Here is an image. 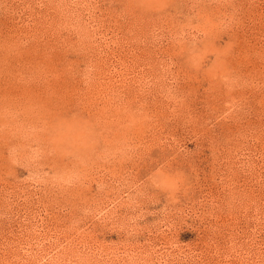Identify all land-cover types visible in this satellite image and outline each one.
I'll use <instances>...</instances> for the list:
<instances>
[{
	"label": "rangeland",
	"instance_id": "rangeland-1",
	"mask_svg": "<svg viewBox=\"0 0 264 264\" xmlns=\"http://www.w3.org/2000/svg\"><path fill=\"white\" fill-rule=\"evenodd\" d=\"M0 30V264H264V0H0Z\"/></svg>",
	"mask_w": 264,
	"mask_h": 264
},
{
	"label": "bare ground",
	"instance_id": "bare-ground-1",
	"mask_svg": "<svg viewBox=\"0 0 264 264\" xmlns=\"http://www.w3.org/2000/svg\"><path fill=\"white\" fill-rule=\"evenodd\" d=\"M0 32H1V30H0ZM7 34H8V33H7ZM1 35H2V33H1ZM4 37H5V36H4ZM6 38H7V37H6ZM4 39H5V38H4ZM4 39H3V40H4ZM10 39H11V38H10ZM6 42H7V40L4 42V48H5V46H7L8 43H10L9 41H8V43H6ZM2 44H3V43H2ZM10 45H11V44H10ZM7 47H8V46H7ZM8 48H9V47H8ZM14 48H15V47H14ZM31 51H32V50H31ZM11 52H12V51H11ZM21 61H22V59H21ZM19 62H20V61H19ZM25 62H26V61H24V63H25ZM1 64H4V63H3V60L0 58V66H1ZM17 64H18V63H17ZM19 65H20V64H19ZM21 66H24V65L21 64ZM21 66H20V67H21ZM27 66H28V65H27ZM5 67H6L5 69H8V72L13 71V70H12V69H13V66L11 67V65H10V66H9V65H6ZM10 67H11V68H10ZM20 67H19V68H20ZM25 67H26V65H25ZM2 70H3V69H2ZM19 72H20V71H19ZM14 80H15V79H14ZM18 80H19V79H18ZM20 81H21V80H20ZM32 86H33V85H32ZM18 96H19V95H18ZM30 99H31V98H30ZM31 105H32V104H31Z\"/></svg>",
	"mask_w": 264,
	"mask_h": 264
}]
</instances>
